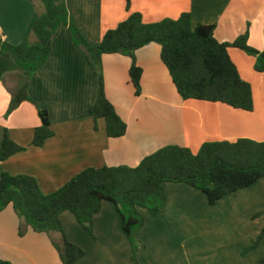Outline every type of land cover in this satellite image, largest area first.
<instances>
[{"label":"crops","instance_id":"1","mask_svg":"<svg viewBox=\"0 0 264 264\" xmlns=\"http://www.w3.org/2000/svg\"><path fill=\"white\" fill-rule=\"evenodd\" d=\"M66 5L93 44L100 43L105 32L130 12H140L145 22L190 12L194 26L215 24L219 41L232 42L249 29V45L264 49V0H130V10L127 0H66ZM44 9L41 0H0V37L13 45L34 41L29 25ZM229 53L242 78L252 85L253 110L222 102L184 100L157 43L135 52L143 70L140 95H136L129 75L131 58L121 53L105 54V93L127 124L126 133L115 138L108 136L104 118H98L95 127L90 107L97 98L99 71L75 45L68 24H63L54 38L46 63L28 81L12 70V60L0 53V146L7 130L12 140L26 147L0 160V176L5 171L31 175L44 193H52L88 167H134L170 144L187 146L196 153L208 141H264V72L255 69L256 58L244 50L230 47ZM13 104L16 106L11 109ZM38 106L49 112L54 132L41 146L32 143L34 130L41 124ZM165 189L162 211L141 208L145 216L139 233L145 244L138 253L141 264H244L242 245H251L258 228L264 227L262 215L254 221L255 214L264 210V179L213 205L202 191L187 183L167 182ZM219 217L240 229L242 240L222 238L218 246L224 251L208 254L207 248L217 246V241L212 244L196 234V228ZM60 219L68 239L86 251L79 264H134L132 246L114 203L104 201L93 215L94 235L68 209L60 213ZM20 224L11 205L0 212L1 259L13 264H63L50 235L31 228L20 235ZM260 249L261 245L246 255L247 264H259Z\"/></svg>","mask_w":264,"mask_h":264},{"label":"trees","instance_id":"2","mask_svg":"<svg viewBox=\"0 0 264 264\" xmlns=\"http://www.w3.org/2000/svg\"><path fill=\"white\" fill-rule=\"evenodd\" d=\"M42 1L45 11L36 13L29 25L34 41L27 39L13 45L0 37V53L12 60V70L28 81L46 63L54 38L62 25L68 24L75 45L88 55L99 71L97 98L90 111L96 128L98 118L105 119L109 137L123 136L127 124L106 96L102 58L113 53L129 56L130 79L136 95H140L143 70L136 62L135 52L150 43L160 45L162 61L184 100L222 102L238 109H254L252 85L242 78L229 53L230 47L244 50L256 58L255 69L264 72V49L257 50L249 45V29L232 42H222L215 36V24L194 26L190 12L155 22H145L140 12H130L125 20L105 32L100 43L93 44L73 21L66 0ZM127 9L130 10V0H127ZM2 75L0 68V80ZM15 106L13 104L11 109ZM38 111L41 124L34 130L32 143L41 146L54 132L49 112L39 106ZM25 148L12 140L6 130L0 146V160ZM260 179H264V141L250 138L208 141L196 153L187 146L170 144L145 156L134 167H88L52 193H44L34 176L2 172L0 212L11 205L21 220L20 235L28 228L45 232L52 238L63 264H79L86 251L68 239L60 213L66 209L72 211L84 229L94 235L93 215L101 210L104 201H110L122 218L132 246V260L134 264H141L138 253L145 248L139 235L145 224L141 208L163 210L165 183H187L202 191L213 205ZM54 233L60 234L59 241L53 239ZM0 264L13 263L0 258Z\"/></svg>","mask_w":264,"mask_h":264},{"label":"rangeland","instance_id":"3","mask_svg":"<svg viewBox=\"0 0 264 264\" xmlns=\"http://www.w3.org/2000/svg\"><path fill=\"white\" fill-rule=\"evenodd\" d=\"M42 3H43V1H42ZM43 5H44V3H43ZM44 8H45V5H44ZM263 211H261L259 213H262ZM259 213L255 214L254 221L257 219L258 216H261ZM261 217H262L261 220L263 222V219H264L263 218L264 217L263 213H262ZM235 229H237V228L233 227V226H231V225H229L227 223L226 218L219 217V218H214L213 220L206 221L205 223L200 224L196 228V234H199L201 236H204V237L208 238L212 244H213V240L217 241V246H215L213 248L212 247H208L207 248V253L208 254H212V253H215V252L222 253L224 251L223 247L221 245L218 246V242L221 241L220 239H222V238H230L231 241H235V239H236V241H238V240L241 239V237H239V234H240L239 230L240 229H238V230H235ZM263 229H264V227L258 228V232L255 235L256 237L253 239V241H251L252 242L251 245H249V246H245V244L242 245L243 249H242V252H241V255H242L241 257L244 258V260H243L244 264H247L246 261L249 260V258L246 255H248L249 253H252L253 251H255L256 248L258 246H260V245H261V249L260 250H261L262 256L260 258L259 264H264V231H263ZM242 233L244 235L247 234L243 230H242ZM54 234L55 235H52L53 239H56V237L60 238L59 233H54ZM56 240L59 241L58 238ZM254 242L256 243L255 246L253 244ZM55 248H56V246H55ZM56 250H57V248H56ZM197 251H196V253H197ZM58 253H59V251H58ZM199 253H201V252H199ZM202 255H199V256H202ZM131 258H132V254H131Z\"/></svg>","mask_w":264,"mask_h":264}]
</instances>
